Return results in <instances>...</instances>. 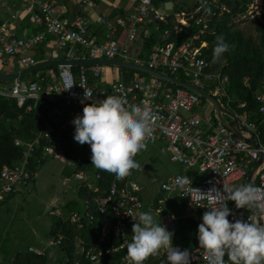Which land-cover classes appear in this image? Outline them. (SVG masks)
I'll list each match as a JSON object with an SVG mask.
<instances>
[{
    "label": "built area",
    "instance_id": "built-area-1",
    "mask_svg": "<svg viewBox=\"0 0 264 264\" xmlns=\"http://www.w3.org/2000/svg\"><path fill=\"white\" fill-rule=\"evenodd\" d=\"M10 1L27 2L34 22L41 29L32 36H18L0 22V62L4 68L12 69L17 62L23 69L33 66L37 59L32 50L44 42L46 36H54L65 59L87 58L88 54L94 59H121L142 63L160 71L164 69L163 72L167 71L172 76L184 75L189 78L186 82L201 88L211 86L214 91L212 94L216 96H228L229 77L220 72L210 71L212 63L203 55V48L207 46V42L203 40L200 45L197 44V41L207 33L213 18L227 10V7L222 5V0H201L191 10L181 11L177 16L180 25L174 27V33L181 34L182 27H188L191 23H194L198 30L178 46L172 41L164 44L155 43L146 60L140 56L142 50L135 46L130 48L113 36L118 29L105 15L97 16L95 19L81 13L67 16L57 0ZM231 1L247 4L248 10L240 15V19H263L264 0ZM136 2L135 13L120 21V24L126 27L129 42H136L141 34L148 37L151 27L156 28L159 22L166 21V14L154 5V0ZM94 21L110 28L111 35H108L106 40L100 42L91 35L90 28ZM171 34V29L164 31V37ZM78 66L80 67L78 74L74 72L72 65L58 66V69L51 67L45 69L48 71L45 74V71L37 73L34 71L35 74L30 78L22 77L10 83L8 87L0 89V93L16 98L20 107L28 100H33L34 105L30 104L28 110L37 107L38 104H43L46 108H56L59 115H66L67 122H72L78 114H82L84 104L80 100L85 90L91 94L92 99L102 100L108 95H113L119 97L125 107L141 105L149 109L152 115L153 134L145 139L143 149L134 157L140 165L139 169L132 170L131 176L126 180H113L107 194L96 196L92 201L86 200L84 212L73 211L69 214L71 221L81 222L82 226L95 219L92 213L93 205L98 210L102 222L100 237L89 247L80 239L77 243V254L84 257L89 264H109L108 257L115 252H122L115 264H131L127 257V244L130 242L128 233L130 227L136 223L132 216H138V211L143 205L140 184L136 178L142 170L138 154L147 151L157 141L162 140L165 143V149L172 161L179 162L185 168L198 167L201 173H205L203 177L197 178L175 173L161 185L162 190L167 192L177 190L181 197L187 198L192 209L199 213L201 220L203 213L208 210L205 207L208 189L213 186L222 187L223 183L232 186L246 185L247 176L258 160L260 151L264 152V143L258 137L257 126L249 120L247 113L238 114L233 111L241 124L254 132L259 148L237 136L222 122H215L211 115L202 113L201 96L188 88L156 76L145 78L138 73L130 82L122 80L106 86L102 80L104 64ZM89 72L96 78V83L89 82ZM69 85L73 86L68 89ZM9 86L12 87L11 90ZM257 100L260 102V112L264 115V83L257 94ZM51 104L55 106L51 107ZM244 105L243 103L240 107ZM16 145L23 146V154L18 162L4 166L0 172V202L8 195L29 187L38 177L46 157L53 156L69 162L74 167L78 163L91 160V148L87 143L84 144L76 161L68 158L63 139L49 117H44L34 139L27 142L17 139ZM39 148H42L41 158L36 156ZM75 176L85 183L90 174L80 169ZM177 177H188L192 181V184L186 186L192 200L190 195L184 196L185 190L175 184ZM252 186L259 190L262 196L261 203H264V163L257 172ZM95 191H99V188L96 187ZM227 203L232 209L230 221L234 218L247 220L251 216L245 209H237L235 202ZM197 204L205 206L198 207ZM57 214L62 216L61 211ZM256 218L258 223L264 224V215L257 212ZM165 226L168 230L173 228V224ZM113 237L121 238V242L107 245ZM61 243L62 237L51 239L49 242L51 246ZM173 245L181 249L188 248L192 264H207L204 259L205 251L199 245L189 247L175 242ZM30 249L42 254L36 248ZM167 252V249H161L160 264H168ZM81 257L77 259V264L82 263ZM66 263L65 261L62 264Z\"/></svg>",
    "mask_w": 264,
    "mask_h": 264
},
{
    "label": "trees",
    "instance_id": "trees-1",
    "mask_svg": "<svg viewBox=\"0 0 264 264\" xmlns=\"http://www.w3.org/2000/svg\"><path fill=\"white\" fill-rule=\"evenodd\" d=\"M168 1L154 0V5L157 8H163ZM200 1L197 0L196 4ZM173 2L175 3L176 1L173 0ZM222 5L226 6L227 10H223L221 15L213 18L207 33L197 41V44L200 45L203 40L207 42V46L203 48V55L212 63L210 71L220 72L222 75L229 77L227 85L228 96L217 97L232 111L238 114L247 113L249 120L256 124L258 137L264 143V115L260 112V102L257 100V94L264 83V15L262 20H253L258 33V40H255L251 35H246L241 28L236 27L234 22L240 15L247 12V4L244 2L222 0ZM174 9V14L165 15L166 21L159 22L156 28L151 27L150 35L148 37L145 36V43L140 54L142 59H147L155 43L160 42L164 44L172 41L178 46L198 30V27L194 23H191L188 27H182L181 34H175L174 27L180 25L177 21L178 14L181 11H189L192 8L185 9V6L175 5ZM166 29H171L172 34L164 37V31ZM221 35L229 43L230 49L220 59L214 60L213 48L216 43V37ZM44 59L45 54L43 50L37 60ZM48 68L51 67L36 70L35 73ZM53 68L58 69V66H53ZM72 68L76 74L79 73V66H73ZM121 70L123 72L122 80L125 82H130L137 73L148 78L151 77L146 73L130 68L121 67ZM161 70L164 71V69ZM177 76L184 81L189 80L184 75L179 74ZM93 78L94 83H96L97 80L94 76L89 77V82L91 83ZM6 84L9 83L0 81V89L5 88L3 86ZM205 88L208 92H214L211 86H206ZM202 100L206 99L201 97V102ZM34 103L33 100H28L26 104L20 107L16 98L0 93V172L4 166H11L21 159L24 148L23 146H17L16 140L21 139L27 142L34 139L38 134L39 125L42 123L44 117H48L46 106L43 104H38L37 107L28 110V106L30 104L34 105ZM243 103L245 105L240 107ZM54 106L51 104V107ZM226 117L231 120L228 116ZM213 119L215 122H219L215 112H213ZM72 151L73 147L69 143L67 145L68 158L76 161L77 157L72 154ZM36 156L43 157L42 148L38 149ZM75 167L76 172L84 169L90 174L84 191L80 194V199L84 202L86 200L92 201L96 196L107 194L109 186L113 180L117 179L105 171L96 169L91 165V160L80 164L78 163ZM97 175L100 176L97 177ZM130 176L131 174L120 180H126ZM89 182H91V186H89ZM96 187L99 188V191H95ZM13 194L15 193L8 195L2 202L12 197ZM78 207L77 202L73 201L65 207L62 216H55V220L52 221L51 225L50 239H59L62 237V243L57 245V248L59 253L64 257L62 263L66 261V264H77V259L81 257L77 254V243L79 239L89 247L98 240L102 233V222L95 205L92 207V213L95 215V219L92 222L80 226L81 222H73L70 220L69 214L71 212H82L85 206L82 208V211ZM245 210L247 214H250V209ZM198 225L199 222L193 215L188 216L184 213L177 214L173 242L189 247L198 245L196 235ZM120 242L121 238L113 237L107 245L119 244ZM121 254L122 252H115L110 255L108 257L109 264H115ZM81 258H83L81 264H89L84 257ZM47 260L48 257L46 254H37L27 249L26 251H17L10 259L9 264H46ZM225 260H227V257H225ZM160 262L161 250L156 255L149 256L143 264H160Z\"/></svg>",
    "mask_w": 264,
    "mask_h": 264
},
{
    "label": "clouds",
    "instance_id": "clouds-1",
    "mask_svg": "<svg viewBox=\"0 0 264 264\" xmlns=\"http://www.w3.org/2000/svg\"><path fill=\"white\" fill-rule=\"evenodd\" d=\"M229 49L225 38L217 36L213 59H220ZM72 86L69 85L68 89ZM88 100L92 102L86 103ZM80 102L84 104L82 114L72 121L74 140L81 145H90L91 165L117 179L139 169L134 157L143 149L145 139L153 134L149 109L141 105L125 107L122 100L113 95L102 100L92 99L86 90ZM175 184L185 190L184 196H191L186 188L192 184L188 177H177ZM207 194V206L196 205L208 209L202 215L196 234L198 245L205 251L207 264H264V224L258 223L254 216L230 221L232 209L227 203L233 201L237 209H253L254 214L264 215L259 190L252 185L223 183L222 187L208 189ZM132 218L136 223L127 244V257L131 264H143L161 249L168 250V264H192L190 250L174 246L173 232L163 223H157L151 212H142Z\"/></svg>",
    "mask_w": 264,
    "mask_h": 264
},
{
    "label": "crops",
    "instance_id": "crops-1",
    "mask_svg": "<svg viewBox=\"0 0 264 264\" xmlns=\"http://www.w3.org/2000/svg\"><path fill=\"white\" fill-rule=\"evenodd\" d=\"M57 1H58L59 5L61 7H63V9L65 11L64 14L67 16H75L78 13L89 16L92 19H95L97 16H101V15L107 16L118 29L117 33L113 36L118 38V40H120L126 46H130V48H131V46H133V47L135 46L136 48H139L140 50L143 49V46L145 43V39H144L145 37L144 36H146V35L141 34V36L137 39L136 42H129V41H127L126 27H124L123 25L120 24L121 20H123L125 17H127V16H129L135 12V7H136V3H137L136 0H86V2H84L83 0H57ZM175 1L176 2L174 3L172 0L173 9H174L175 5L176 6H178V5L179 6L180 5L185 6V9H188V7L194 8L196 5V0L195 1L175 0ZM188 3H190V4H188ZM174 12H175V9H174ZM15 15H17V16L14 17ZM166 15H169V14H166ZM0 22H1V25H3L4 27H6L7 29H9L10 31H12L14 34H16L18 36H32L41 29V27L37 23L34 22V20L32 18L31 11L28 8V4H27V2H24V1L14 2V1H10V0H0ZM90 33L92 36H94L100 42L106 40L108 38V35H111L110 28H108L105 24L99 23L96 21H94L93 24L91 25ZM43 50H44V54H45L44 60L63 59L65 57L63 54V51H61L58 48L57 40L54 36H46L44 42L38 44V46L32 50L33 51L32 53L35 55V57L37 59ZM86 56H87V58H90V56L88 54H86ZM39 61H43V60H37V62H39ZM104 66H105V68L103 70V74H102L103 79L102 80L106 86H109L112 82L122 81L121 79H122V75H123L122 73L123 72L121 70V67L116 66V65H115V67H111V66H108L107 64H104ZM14 68H16V69H14ZM14 68L13 69L4 68L2 63L0 62V70L1 71H4V69L6 71H18V70L23 69L22 66L18 62L16 63ZM40 71L44 72L45 69L40 70ZM47 72L48 71H45L44 74ZM34 74L35 73H33V75ZM26 76L30 78L31 74H27ZM89 77L91 78V77H93V75L90 73ZM91 83L94 84V78L92 79ZM46 109H47L48 117L53 121L55 129L60 133V135L63 139L64 145L66 144L65 145L66 149H67V145L70 143L71 146L73 147L72 154L77 157L81 153L84 144L81 145L74 140V131H75L74 124L72 122H67L66 115L65 116L59 115L56 108H46ZM211 111H209V112H211ZM213 111L215 112L214 108H213ZM211 116H212V114H211ZM226 116H228V115H226ZM228 117L231 120H229L227 117H226V119L230 122H233V119L230 116H228ZM160 151H166L165 143L162 140H159L155 144H152L148 148L147 151L140 152L138 154L139 160L142 164V170L138 174H140L141 172H144L146 170H148L149 172L152 171V169H153L152 162L154 161V156L152 154L153 153L156 154L157 152H160ZM169 156H170V154H169ZM46 158L44 159L42 166L45 164ZM170 161L173 163V165H172L173 168L167 173V175H166L164 181H162V183L166 182L168 180V178L174 174V173H172L173 169H177V173H181L184 176L193 177L191 174L187 173L188 170L192 169V168H185L182 164L180 166L179 162H174L171 160V158H170ZM176 164L178 166H176ZM199 173H201V172L199 171ZM36 179L32 182V184L36 183ZM69 181H70V179L68 177H66V179L63 182V186H66L65 197L63 198V200L61 202L60 208L54 209L53 212H55V211L56 212H60V211L63 212L65 210V207H67L68 205H70L74 201L73 197H72L73 189L71 187H69V184H68ZM87 182L84 183L83 181H80V180L77 181V184H76L77 194L80 195L84 191V187H85ZM90 183L91 182H89V186H91ZM139 184H140V188H141L140 191H141V195H142L143 186H146V185L144 183H141V182H139ZM162 191H164V190H162ZM164 193L165 194H162V193L159 194L158 201L155 202V205L152 206L153 208H151V210H156L157 212H160L161 214H163L161 223H163L164 225L173 224V228H171V230H169V231L173 232V234L175 233L177 214L184 213L188 216L193 215L195 217V219L199 222V224L202 223V220H201L199 213L195 212L192 209V207L189 203V200H188V205L183 206V204L180 202V199H179L181 196L177 190H174L172 192L164 191ZM69 196H71V197H69ZM182 198H184V197H182ZM57 200H59V199H57ZM160 200H163V202H160ZM2 203H4V202H2ZM142 208H143V205H142L141 209ZM84 209H83V211H82V209L80 211L84 212ZM141 209H140V211H141ZM52 214L56 216L59 213L58 214L52 213ZM132 228H133V226L130 227V230H132ZM128 236H129V239L131 241L132 233H128ZM50 240L51 239L49 238L48 243H47V245H45V247L29 245L28 249L29 248H36V249L40 250L42 252V254H46L48 257L46 264H61L64 257L59 253L57 246H51L49 244Z\"/></svg>",
    "mask_w": 264,
    "mask_h": 264
},
{
    "label": "rangeland",
    "instance_id": "rangeland-1",
    "mask_svg": "<svg viewBox=\"0 0 264 264\" xmlns=\"http://www.w3.org/2000/svg\"><path fill=\"white\" fill-rule=\"evenodd\" d=\"M253 20L237 18L234 22L236 27L241 28L246 35H251L255 40H258V33ZM108 66L115 67V65ZM8 85L3 87H8ZM200 111L209 115L212 114L213 118V106L207 100H202ZM152 155L154 156L152 171L146 170L136 176L138 182L146 185L143 186L141 195L143 208L138 211V215L142 212H151L156 222L161 223L163 214L151 210V208L158 201L159 194H165L161 189L162 181L173 168V163L166 151ZM176 166L178 165L176 164ZM173 170L172 173H177V169ZM75 172L76 167L70 165L69 162L49 156L40 168L36 183L31 184L21 192H16L10 199L0 204V264H9L10 259L17 251H26L29 245L42 247L47 245L51 224L55 220V215L52 213L57 214L56 211H53L60 208L65 197L66 186H63V182L66 177L70 179L68 184L73 189L72 197L77 202L78 208L82 209L85 206V202L77 194L76 184L79 180L76 178ZM187 173L194 178L205 175V173H199L198 167L189 169ZM179 199L183 206L188 205L187 198L180 197ZM129 233H132V230ZM29 250L31 249L29 248Z\"/></svg>",
    "mask_w": 264,
    "mask_h": 264
},
{
    "label": "water",
    "instance_id": "water-1",
    "mask_svg": "<svg viewBox=\"0 0 264 264\" xmlns=\"http://www.w3.org/2000/svg\"><path fill=\"white\" fill-rule=\"evenodd\" d=\"M161 11L164 14H169V15L174 14L172 0L166 2L164 8H161ZM96 64L116 65L119 67L130 68L139 72L146 73L150 76L159 77L165 81L183 86L185 88H188L196 92L201 97L205 98L213 106L216 116L220 122H222L225 126L229 127L237 136L247 140L255 148H259L254 132L244 127L241 124V121L239 120L238 116L235 115V113L231 109L227 108L222 102V100L218 98L216 95L212 94L211 92H208L204 88L197 86L196 84H193L191 82H186L177 76H172L167 72L150 68L142 63L121 60V59H104V58L48 59V60L39 61L29 68L21 69L18 71H0V81L6 83H12L16 80H19L22 77H25L27 74H31L32 76L34 71L45 67L62 66V65L78 66V65H96ZM9 89L11 90L12 87L9 86ZM226 115L230 116L233 119V122L228 121L225 117ZM263 163H264V152L260 151V156L258 160L256 161L255 165L252 167V169L250 170L247 176L246 185H252L257 175V172L259 171ZM256 214L257 212H255L254 214L253 209H250V215L254 216V218L257 221Z\"/></svg>",
    "mask_w": 264,
    "mask_h": 264
}]
</instances>
